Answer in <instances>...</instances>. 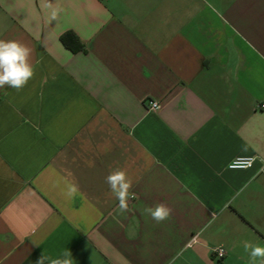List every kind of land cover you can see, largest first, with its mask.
I'll return each instance as SVG.
<instances>
[{
    "label": "crops",
    "instance_id": "obj_1",
    "mask_svg": "<svg viewBox=\"0 0 264 264\" xmlns=\"http://www.w3.org/2000/svg\"><path fill=\"white\" fill-rule=\"evenodd\" d=\"M0 40L31 48L35 72L0 88V264H249L243 243L264 246V0H0ZM237 157L256 161L229 169ZM115 168L132 180L123 215ZM158 203L159 224L140 211Z\"/></svg>",
    "mask_w": 264,
    "mask_h": 264
},
{
    "label": "clouds",
    "instance_id": "obj_2",
    "mask_svg": "<svg viewBox=\"0 0 264 264\" xmlns=\"http://www.w3.org/2000/svg\"><path fill=\"white\" fill-rule=\"evenodd\" d=\"M32 50L26 44L18 40H0V88L5 85L16 90L23 89L35 74L30 63ZM247 150L246 148L244 149ZM244 157H237L233 168H245L247 165L238 163L245 160ZM111 193L118 200L117 211L125 214L128 209L129 190L132 187V180L125 170L115 168L105 177ZM79 193V186L76 183H69L66 186L65 195L72 199ZM142 215L150 216L156 223H162L171 218L172 209L164 203L155 206H145L141 210ZM243 248L248 253L249 264H264V246L245 241ZM66 257L71 256L70 252L64 253ZM52 264H71L70 259H56Z\"/></svg>",
    "mask_w": 264,
    "mask_h": 264
},
{
    "label": "built area",
    "instance_id": "obj_3",
    "mask_svg": "<svg viewBox=\"0 0 264 264\" xmlns=\"http://www.w3.org/2000/svg\"><path fill=\"white\" fill-rule=\"evenodd\" d=\"M149 109L150 110H157L159 108V103L157 101H149L148 103ZM246 158L245 160H241L238 163L241 164H245L247 165L245 168H235V169H248L251 168L255 161H256V157H244ZM236 161V158L234 160H232L229 164H228V168L229 169H234L233 168V164ZM195 241V238L192 240V243ZM226 255V250L224 249V247L222 246H217L215 248H213V256L218 259V260H223V258Z\"/></svg>",
    "mask_w": 264,
    "mask_h": 264
},
{
    "label": "trees",
    "instance_id": "obj_4",
    "mask_svg": "<svg viewBox=\"0 0 264 264\" xmlns=\"http://www.w3.org/2000/svg\"><path fill=\"white\" fill-rule=\"evenodd\" d=\"M68 37H69V34H65V35H63L62 37H61V39H62V42L66 45V46H69V39H68Z\"/></svg>",
    "mask_w": 264,
    "mask_h": 264
}]
</instances>
